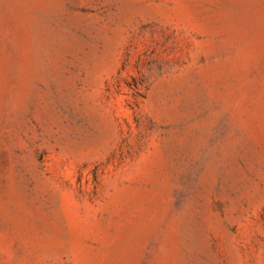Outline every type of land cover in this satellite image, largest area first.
<instances>
[{"label":"rangeland","instance_id":"1","mask_svg":"<svg viewBox=\"0 0 264 264\" xmlns=\"http://www.w3.org/2000/svg\"><path fill=\"white\" fill-rule=\"evenodd\" d=\"M0 264H264V0H0Z\"/></svg>","mask_w":264,"mask_h":264}]
</instances>
